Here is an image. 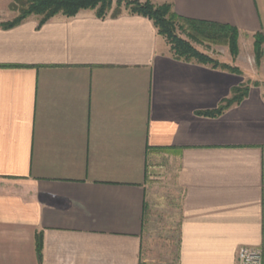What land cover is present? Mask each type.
Instances as JSON below:
<instances>
[{"label":"crops","instance_id":"crops-1","mask_svg":"<svg viewBox=\"0 0 264 264\" xmlns=\"http://www.w3.org/2000/svg\"><path fill=\"white\" fill-rule=\"evenodd\" d=\"M144 1V0H141ZM264 36V0H150ZM0 0V264H141L154 176L184 189L177 264H264V85L176 59L154 23L83 10L44 25ZM43 238L41 259L37 236Z\"/></svg>","mask_w":264,"mask_h":264},{"label":"trees","instance_id":"trees-1","mask_svg":"<svg viewBox=\"0 0 264 264\" xmlns=\"http://www.w3.org/2000/svg\"><path fill=\"white\" fill-rule=\"evenodd\" d=\"M123 6L130 14L150 19L159 35L169 43L176 59L240 74L238 70L213 60L194 46V43L204 42L228 45L231 52L237 55L239 30L229 25L181 17L175 13L171 4L156 5L150 0H13L11 10L18 12V16L12 22L5 23L3 27L13 28L32 16L38 17L40 25H44L57 15L61 14L70 18L83 10H94L100 18L109 14L118 16L123 13ZM254 44L257 56H263L264 36L256 35ZM248 92L249 88L246 86L236 88L231 99L226 100L216 111L206 113V115H221L234 104L241 103L247 97ZM42 249L43 238L39 235L37 236V253L40 259Z\"/></svg>","mask_w":264,"mask_h":264},{"label":"rangeland","instance_id":"rangeland-1","mask_svg":"<svg viewBox=\"0 0 264 264\" xmlns=\"http://www.w3.org/2000/svg\"><path fill=\"white\" fill-rule=\"evenodd\" d=\"M122 11H126L124 6ZM254 43L239 40L237 55L228 45L204 42L194 46L213 60L238 70L240 75L245 74L247 81L243 86L249 87L264 85V55L257 56ZM149 192L153 203L145 221L141 264H177L184 199V189L177 183V168L173 166L168 172L155 175Z\"/></svg>","mask_w":264,"mask_h":264},{"label":"built area","instance_id":"built-area-1","mask_svg":"<svg viewBox=\"0 0 264 264\" xmlns=\"http://www.w3.org/2000/svg\"><path fill=\"white\" fill-rule=\"evenodd\" d=\"M238 264H263L261 248L242 246L237 253Z\"/></svg>","mask_w":264,"mask_h":264}]
</instances>
